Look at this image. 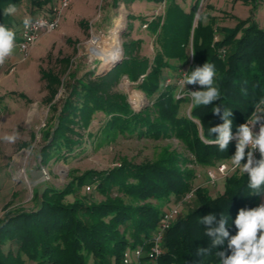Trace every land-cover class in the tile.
<instances>
[{"label":"trees","instance_id":"obj_1","mask_svg":"<svg viewBox=\"0 0 264 264\" xmlns=\"http://www.w3.org/2000/svg\"><path fill=\"white\" fill-rule=\"evenodd\" d=\"M23 0H0V25L15 29V14L4 15V9L15 5L17 11ZM51 0H33L45 8ZM120 0H112L117 4ZM127 3L147 1L162 3L161 15L147 22V29L155 35L158 49L150 60L139 55L141 41L123 43L120 55L106 62L103 68L119 62L100 74L94 70L81 76L68 72L70 60L61 58V74L67 73L63 83L61 75L52 70L39 69L40 80L45 82L52 115L43 130L44 144L38 150L40 166L51 159L67 157L83 142L95 113L105 116L103 126L113 135L134 134L155 139L174 137L193 157L192 163L210 165L231 160L236 151V140L221 151L208 141L214 139L210 127L221 123L223 108L232 110L233 134L245 124L255 106L264 100V29L255 21L258 0H241L250 5L245 18L233 17L232 27L219 26L215 18L203 22L198 12L199 0L185 11L176 0H122ZM35 7V6H34ZM35 9V8H34ZM25 15H28L26 13ZM127 32L132 29L128 15ZM85 30V23L79 22ZM191 53H195L190 57ZM184 66L185 72L202 67L206 62L215 66L214 86L221 99L208 106L191 105L188 115H180L182 102L188 97L175 98L176 85L163 87L164 70ZM173 67V68H172ZM137 83L149 104L134 110L124 94L115 90L121 79ZM191 85V84H189ZM188 85V86H189ZM65 91L56 101L60 88ZM202 87L199 86L198 90ZM216 106L221 115L213 113ZM257 157L256 159H260ZM246 159L242 161L245 163ZM190 161L176 151L167 152L155 161L139 164L123 161L106 171H86L75 177L62 189L45 186L41 197L33 193L35 204L30 209L9 213L0 220V264H124L123 253L149 239L162 211L160 200L171 196L181 198L194 189L196 206L179 217L164 237V252L156 264H219L216 251H227L223 246L212 249L207 256L198 257L197 250L211 247V238L201 218L209 213L228 219L230 235L237 233L234 221L240 209L258 205L260 194L248 187V174L232 172L224 179L223 191L211 196L205 188L193 186L194 171ZM94 187L102 200L89 194H80L82 186ZM115 193V194H114ZM68 196L73 197L67 202ZM155 200L157 203H153ZM10 247L3 251L5 245ZM230 254V252H228Z\"/></svg>","mask_w":264,"mask_h":264},{"label":"rangeland","instance_id":"obj_2","mask_svg":"<svg viewBox=\"0 0 264 264\" xmlns=\"http://www.w3.org/2000/svg\"><path fill=\"white\" fill-rule=\"evenodd\" d=\"M56 1L51 0L44 4L45 8L36 6L33 0L22 1V6L15 14V29L18 30L22 19L27 16L26 13L34 15L52 6ZM194 1L176 0L185 9ZM248 5L241 0H199L197 13H203V22L206 23L209 18L227 19L220 14L229 18H233L234 15L242 17ZM163 10V3L147 1L127 3L120 0L113 4L112 0H71L58 28L44 33L46 38L44 44L38 45L41 35L33 46V48L39 46L38 54L33 57L30 56V52L26 57L20 54L18 61L12 62L7 58L5 63L0 65V220L17 210L33 208L35 204L33 193L43 186L62 189L73 178L81 176L86 171L110 170L123 161L134 164L155 161L172 151L180 153L191 162L188 168L194 171L192 182L194 187L205 188L213 197L223 191V179L216 184H210L205 178L206 171L214 169L217 163L210 165L192 163L191 154L174 137L155 139L136 134L113 135L115 133L112 130L103 126L105 116L100 112L95 113L87 131H82L83 142L67 159L53 158L46 165L40 166L38 150L44 144L42 134L49 124L52 112L45 102L47 91L45 82L40 80L39 69L54 71L61 75L64 83L67 80V73L61 74L62 68L58 60L68 58L70 60L68 72H76L77 76H81L86 71L94 70L95 74H100L110 67L103 68L106 62L120 54V58L123 57V43L131 40L141 41L139 55L151 60L158 46L155 35L143 25L153 16L161 15ZM128 15L139 19L130 20L132 29L129 33ZM79 22L85 23V30L79 26ZM175 65L172 62V66ZM185 68L179 66L176 70L165 69L164 79L167 77L178 79V73ZM161 85L163 86V83ZM115 90L124 94L136 111L149 104V100L138 89L137 83H132L125 77ZM64 94L65 91L61 87L55 100L60 101ZM191 105L190 102H182L180 115H188ZM6 135L15 136V141H6L4 139ZM223 162L232 166L231 160ZM235 171L240 172V169L237 168ZM79 193L89 194L97 201L103 199L89 184L82 186ZM184 197L171 196L160 200L159 204L155 200L151 201L157 203L161 210L180 205L179 218L196 206L194 197L183 199ZM66 201L72 202L73 197L68 196ZM262 203L264 192L258 198V205ZM141 246L142 244H138L134 249ZM10 247L15 251V247L9 244L3 247V251L6 252ZM134 249H131V252ZM26 264L34 263L26 261Z\"/></svg>","mask_w":264,"mask_h":264},{"label":"clouds","instance_id":"obj_3","mask_svg":"<svg viewBox=\"0 0 264 264\" xmlns=\"http://www.w3.org/2000/svg\"><path fill=\"white\" fill-rule=\"evenodd\" d=\"M17 11L15 5L9 4L4 9V15H11ZM24 27L32 25L31 18H25ZM39 24L44 26L45 21L40 20ZM49 29L54 25H47ZM16 34L13 30L0 25V65L12 56L16 44ZM195 55V53H191ZM182 80L186 84H198L204 90L188 91L192 106H208L221 99L219 88L214 86L216 76L215 66L205 63L202 67L198 66L191 72H185ZM214 114L221 115V108L216 106ZM233 111L223 108L221 119L223 123L210 127V133L216 134L214 139L208 142L217 145L221 151H225L231 140L236 139V151L231 156L233 170L240 169V172L247 173L248 187L253 190V194L264 192V100L255 106L252 117L245 124L237 128L233 135ZM259 123L258 133L253 132V127ZM6 141L14 142L16 137L6 135ZM247 150V151H246ZM258 150L260 159L254 158V152ZM246 159L245 163H242ZM221 167L220 171L224 172ZM201 223L206 227V235L211 238V247H201L197 250V256L203 257L211 253L212 249L223 246L227 241V251H216L219 264H264V203L251 209H240L234 224L237 229L235 235H230L227 230L228 219L220 214L219 220L216 215L207 214L201 218ZM230 252V254H228Z\"/></svg>","mask_w":264,"mask_h":264},{"label":"built area","instance_id":"obj_4","mask_svg":"<svg viewBox=\"0 0 264 264\" xmlns=\"http://www.w3.org/2000/svg\"><path fill=\"white\" fill-rule=\"evenodd\" d=\"M71 0H57L52 6L48 7L45 10L38 11L34 15L25 16L18 28L16 46L18 51L23 55L27 56L29 51L33 48V46L37 43L40 36L44 33H49L56 30L61 21V17L66 9L70 6ZM164 6V1L162 2ZM25 18H31L32 25L28 28L24 27L23 21ZM43 20L46 22L44 26L39 24V21ZM47 25H54L51 29L48 28ZM143 27H147V23L143 25ZM192 57V54H190ZM186 75L185 71H181L178 73V79H173V77H167L164 79L163 87L168 85H176L175 90V98H183L188 97L190 100V96L188 91H197L199 88L198 84H186L185 87L182 84V80ZM124 78V77H123ZM126 78V77H125ZM176 78V77H175ZM127 79V78H126ZM189 85V86H188ZM255 111V109H254ZM252 117L248 118V120ZM260 124L257 123L255 127H253V132L258 133ZM236 133L233 135L235 136ZM236 140V139H233ZM237 141V140H236ZM247 151V150H246ZM260 157V153L258 150L254 152V158ZM221 167H224V172H221ZM236 170V169H235ZM233 166H229L225 162H218L214 169L207 170L205 178L207 182L210 184H216L220 180H224L228 177L232 172H234ZM194 189H192L189 193L185 195L183 199H189L193 196ZM180 213V205H173L162 209L159 214V218L156 224L155 229L153 230L149 239L144 240L141 247H137L132 250L127 248L123 253V263L124 264H156L157 258L164 252V237L167 230L171 227V225L178 218ZM146 248V251H145ZM143 260L145 262H143Z\"/></svg>","mask_w":264,"mask_h":264},{"label":"crops","instance_id":"obj_5","mask_svg":"<svg viewBox=\"0 0 264 264\" xmlns=\"http://www.w3.org/2000/svg\"><path fill=\"white\" fill-rule=\"evenodd\" d=\"M183 9L185 11H187L189 8L188 9L183 8ZM249 10H250V5L246 6V10H245V12H244V14H243L242 17L239 16V15H234V17L245 18V17H247L249 15ZM223 11H225V10H223ZM16 12L14 14H16ZM225 12H229V10H226ZM220 16H224L227 19H225V18L218 19L217 21H219V23L217 22V25H219V26H226V27H232V26H234V24H235V19L234 18H229L228 16H225L223 14H220ZM64 18H65V16H64ZM254 18H255V21L257 22L258 26L261 27L262 29H264V0L258 2L257 10L255 12V17ZM44 42H46V38H45V35L42 34V37L40 38V41H39L38 45L44 44ZM15 44H16V42H15ZM38 45H36V47L32 48L29 51L30 52V56L33 57V56H35L36 54L39 53L38 52V47H39ZM20 54L21 53L18 51L17 46H16L13 55L10 56V57H8V58L10 59V61L16 62V61L19 60ZM21 58H22V60H24L23 57H21Z\"/></svg>","mask_w":264,"mask_h":264},{"label":"water","instance_id":"obj_6","mask_svg":"<svg viewBox=\"0 0 264 264\" xmlns=\"http://www.w3.org/2000/svg\"><path fill=\"white\" fill-rule=\"evenodd\" d=\"M121 32H122V31H121ZM121 32H120L119 34H121ZM118 62H119V60L117 59L114 63H112V65H110L109 69H110L112 66H114L116 63H118ZM44 190H45V186H43V187H41V188H39V189L37 190V194H38L39 197L42 196Z\"/></svg>","mask_w":264,"mask_h":264}]
</instances>
